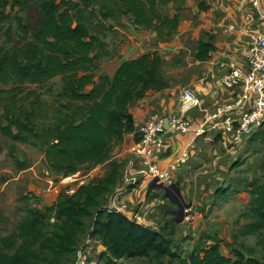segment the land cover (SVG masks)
Masks as SVG:
<instances>
[{"label":"trees","instance_id":"16d2710c","mask_svg":"<svg viewBox=\"0 0 264 264\" xmlns=\"http://www.w3.org/2000/svg\"><path fill=\"white\" fill-rule=\"evenodd\" d=\"M14 1L23 6L30 0ZM91 1L37 0L33 22L23 25L25 34L31 29L30 40L24 37L18 42L20 46L0 49L1 84H41L59 77L58 97L66 101L59 107L65 112L57 111L52 124L37 129L35 119L42 115L41 108L46 102L36 89H29L26 93L30 95L32 109L15 107L13 103L5 105L0 115V134L11 141L41 139L44 162L62 177L76 173L83 165L103 163L113 143L121 141L124 133L133 128L131 103L165 86L161 57L156 51L124 60L112 79L105 75L95 79L94 72L106 59L102 55L106 42L82 14L81 7ZM109 1L101 9L103 17L112 21L126 17L136 27L156 31L159 39L171 36L178 26L179 13L169 15L165 9L179 0ZM6 2L0 0L1 6ZM213 49L212 44L201 42L195 58L205 59ZM260 131L263 133L257 129L253 134ZM138 137L136 132L134 140ZM121 165L113 163L111 172L99 185L86 184L71 196H58L50 209L65 219L44 238L39 254L32 247L42 236L43 214L35 208L27 209L16 232L0 236V264H38L39 261L62 264V256L73 253L78 236L84 231L85 217H93L90 236L104 246L99 258L105 264H116L124 257H145L149 261L168 258L161 264H264V260L252 254L246 256L244 251H252L242 246V249L232 248L229 256L220 252L218 244L192 247L184 252L173 238L174 217L171 223L154 230L122 212L103 207L105 195L111 193V199L116 178L120 176L121 180L125 166L117 173ZM247 185L252 197L247 214H243L248 222L241 235L264 237V182L252 181ZM83 194L85 199L80 201Z\"/></svg>","mask_w":264,"mask_h":264},{"label":"crops","instance_id":"0c3cea01","mask_svg":"<svg viewBox=\"0 0 264 264\" xmlns=\"http://www.w3.org/2000/svg\"><path fill=\"white\" fill-rule=\"evenodd\" d=\"M187 2L188 0H181L185 8L188 5ZM192 3L194 4V2ZM183 12L187 14L182 21L180 20L176 31L163 39L158 38L156 31L136 27L130 19L124 17L123 19H126L125 26L122 31L120 30V34H123L122 44L124 46L120 51L116 49L109 59L110 66L106 67L112 68L109 70L110 72L104 65L100 67L101 75L105 74L109 79H112L120 64L126 59L136 58L153 51H156L161 57L160 67L165 86L161 90L151 91L143 98L131 103L133 128L124 133L121 141L114 144L108 158L102 163L109 164L111 169L115 162L122 164L117 173L129 158V150L139 126L148 117L153 114L180 113V97L184 88L193 89L200 99L201 106L207 110V112L192 110L188 113L193 125L203 120H209L208 113L213 112L216 106L230 102L234 96H239L241 92L240 89H237L234 94L228 90L221 84V78L233 67H245L248 31L251 28L264 30L263 3L260 1L257 6H253L252 0H198L194 7L190 6V10L186 9ZM194 18L195 21H193ZM229 25H233L234 28L228 29ZM201 42L212 44L214 49L209 51L207 58L198 60L195 58V54L198 52ZM238 105L231 112L234 125L237 124L236 122L247 103ZM162 138L164 140L163 150L152 158L164 168L179 158L181 153L187 149L188 155L185 163L180 170L172 173L179 192L171 190L169 195L178 203L180 200L194 202L193 198H196L197 192L192 187L193 184L200 190L198 194H201L200 199L208 196L209 193L216 200L229 196L228 191L224 189L229 183L230 175L224 176V170L231 171L230 168L234 162L249 164V159L244 161L246 156L244 152L249 150L251 154L253 150H258L261 146V143L256 139V134L243 137L240 142L235 143L231 140V135L213 129L209 122L206 132L197 137L192 132L165 131ZM248 143L251 145L247 146ZM231 181L233 182V180ZM240 182V184L249 183L251 177L247 181L241 178ZM119 183L120 176L118 179L116 178L114 188ZM149 183V181L140 180L134 187L121 195V202L127 204L125 215L145 227L157 230L165 224L171 223L173 219L170 210H160V206H158L161 203L160 200L173 207L177 205L165 193H159L161 189L148 191ZM218 189L220 190L218 191ZM153 195L154 197H152ZM139 204L143 209L138 207ZM137 208L140 210L139 212L135 211ZM189 209L192 210V206ZM160 216L164 220L160 219ZM175 224L177 223L175 222ZM201 225L204 226L200 227ZM207 226V224L198 223L193 225L188 234H179V236L176 235V226L174 227V241L176 244L180 243V240L191 244L186 248L182 245L184 252L192 247L207 244H218L219 248L222 247L223 245L219 241L221 238L210 233V228ZM202 228L208 229L209 234H205V232L201 234ZM188 235L190 237H187ZM193 241H195L194 244H192ZM97 245L100 251H105L101 242ZM148 262V258L145 257H124L117 260L116 264H149ZM95 264L105 263L99 259L95 261Z\"/></svg>","mask_w":264,"mask_h":264},{"label":"rangeland","instance_id":"374dc122","mask_svg":"<svg viewBox=\"0 0 264 264\" xmlns=\"http://www.w3.org/2000/svg\"><path fill=\"white\" fill-rule=\"evenodd\" d=\"M72 1L74 2L75 0ZM197 1L198 0H188L186 8L184 4L182 5L181 0L174 1L167 5L165 12L171 15L177 11L179 16H181L178 20L179 24L187 14L183 12V10H190V6L194 7ZM14 2V0H7L4 6H1L2 3H0V10L3 11L0 15L2 16V18L0 17V49H11L14 46H20L18 42L24 37H28L27 40H30L29 33L31 29L25 34L23 25L27 22L30 24L33 22L37 0L24 2L23 6L15 4ZM57 2H59V0H57ZM192 2H194V4ZM109 4V0H92L86 7H81L82 14L86 21L88 20L91 28L102 36L106 42V49L104 53L102 52V55H104L106 59L101 63L100 67L104 65L108 71L112 70V68L108 69L110 66V62H108L110 59L109 56L115 53L116 49L119 51L122 50L124 46L122 44L124 38L123 34H120V30L122 31L125 26L124 22H126V19L112 21L114 19L110 17L105 18L101 15V9ZM3 16L6 18H3ZM26 19L32 20L27 21ZM193 21H195V18ZM233 28V25H229L228 29ZM253 29L251 28L247 35L249 32H252ZM100 67L94 72L95 79H98L102 74ZM59 86V77L50 79L41 84L21 85L11 82L8 84L0 83V115L3 112V107L8 103L15 104V107L25 106L27 110H31L33 105L29 104L31 98H29L30 95L26 92L29 89H36L37 92L41 94L46 104L42 106L41 109L43 113L41 116L36 117L35 122L38 126L37 129H40L42 126L46 128L49 124L54 122L57 111L65 112L64 109H60L59 107L66 102L58 97ZM261 130L263 133L260 131L256 134V139L261 143L260 149L253 150L251 154L249 150L244 152L246 155L244 161L249 159V164L234 162L230 168L231 171L224 170V176L230 175L229 183H231H228L224 189L228 191L227 194H229V196L227 195L226 198L216 200L209 193L208 196L200 199L201 194L198 195L200 190L193 184L192 187L197 192L196 198L192 197L194 202L185 200L179 201L184 212V217L182 222L177 223L175 221L177 224L173 226V228L177 226V236H179V234H188L193 225H197L198 223L207 224V227L210 228V233L221 238L219 241L223 246L220 247L219 250L222 254L229 256L232 254V248L239 249L242 246L244 248H250L252 251L251 253L244 251L246 256L252 254L256 258L264 260L263 235H241L242 232L246 230L245 226L248 222L247 217L243 214H247L246 211L248 210L252 196L250 187L247 185L248 183L240 184V179L243 178L247 181V179L251 177V182H264V125ZM41 141L42 140L38 138L30 139V141L26 142L11 141L0 134V236L16 232L17 224L25 215L27 209H38L43 214L42 222L45 227L41 230L42 236L36 239L32 247V250H34L36 254L40 253V246L44 243V238L50 236L56 230L55 226H59L61 221L65 219V217L60 216L55 209H50L58 199V196H71L79 187L86 184L99 185L101 184L100 181L107 178L112 170L107 163L83 165L76 173L62 177L57 172L51 170L44 162V155L40 145ZM248 145L251 144L248 143L247 146ZM158 165L160 168H164L160 166V164ZM225 172L227 173L225 174ZM142 180L149 181L150 178L146 177ZM231 180H233V182ZM237 180H239V182H236ZM220 189H218V191ZM159 193L164 194L163 190H159ZM110 195L111 193L105 195L101 202L103 207H111L112 200H114V203H112L113 206L121 207V205H127L125 202H121L122 194L118 195L115 192L111 200ZM152 197H154V195ZM84 199L85 194L81 196L80 201ZM160 202L158 206H160V210L162 211L166 209L172 212L178 209L177 206L173 207L168 203L164 204L161 200ZM191 206L192 210L189 209ZM138 207H141L140 204ZM111 208L115 210V207ZM135 211L139 212L140 210L137 208ZM186 216L188 219L184 220ZM160 219L164 220L162 216H160ZM83 220L85 222L84 231L79 234L73 253L71 255L64 254L62 256V264H74L76 251L87 238L92 242L90 247V264H95V261L100 259L99 255L104 252L100 251L98 248L97 244L100 243L98 242L99 240L90 236L93 217H85ZM203 226L204 225H201L200 227ZM201 230V234L204 232L205 234H209L208 229L204 230L202 228ZM187 237H190V235ZM194 242L195 241H193L192 244H194ZM179 244H181V246L183 245L185 248L191 245L186 244L183 240H180ZM68 258L71 259L70 262ZM166 260H168V258L161 259V261H149L148 263L161 264L162 262H166ZM38 264L46 263L44 261H39Z\"/></svg>","mask_w":264,"mask_h":264},{"label":"built area","instance_id":"2783aa9c","mask_svg":"<svg viewBox=\"0 0 264 264\" xmlns=\"http://www.w3.org/2000/svg\"><path fill=\"white\" fill-rule=\"evenodd\" d=\"M260 1L264 5V0H253L252 5L257 6ZM221 84L234 94L237 89H240L241 92L239 96H234L230 102L216 106L213 112L208 113L209 120L192 124L188 115L190 111L207 112V110L201 106L196 92L187 87L184 88L180 97V113L153 114L139 126L137 130L139 137L131 145L129 150L131 156L122 170L120 184L113 194L115 192L118 195L125 193L146 177L150 178L149 182L156 179L164 186L174 184L172 173L181 169L188 154L186 149L166 168H160L152 157L160 154L163 150L162 135L165 131L192 132L197 137L206 132L209 122L213 129L231 135V140L238 143L243 137L250 136L257 129H262L264 125V30L255 28L249 32L245 67L231 68L221 78ZM244 102L247 105L242 110L237 124L234 125L231 112L237 108L238 104L241 105ZM165 116L168 117L169 127L167 130L164 128L163 119ZM113 194L112 196H114ZM112 203L111 207H115V211L126 212V205L116 207ZM111 207L109 209L114 210ZM186 219H188L187 216L184 220ZM91 244L92 242L87 238L77 249L74 264H90Z\"/></svg>","mask_w":264,"mask_h":264},{"label":"water","instance_id":"95a60500","mask_svg":"<svg viewBox=\"0 0 264 264\" xmlns=\"http://www.w3.org/2000/svg\"><path fill=\"white\" fill-rule=\"evenodd\" d=\"M163 120H164V128L167 130L168 127H169V125H168V117L165 116ZM148 187H149V188H152V189H161V190H163L164 193H165V195H166V196H167L172 202H175V203H176V205H177V207H178L177 211H172V212H170V214L174 216L175 221H176L177 223L182 222L183 217H184L183 209H182L181 205H180L178 202H176L175 200H173V199L170 197V195H169V193H170L171 190H176L177 192H179V188H178V186H177L176 184H173V185H171V186H164L163 184L158 183L156 179H154V180H152V181L149 183Z\"/></svg>","mask_w":264,"mask_h":264}]
</instances>
